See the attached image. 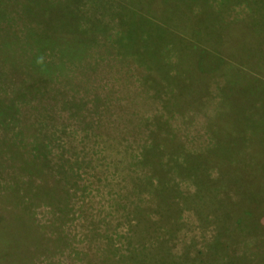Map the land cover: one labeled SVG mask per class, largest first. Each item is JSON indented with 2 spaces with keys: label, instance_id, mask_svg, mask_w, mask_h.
<instances>
[{
  "label": "rangeland",
  "instance_id": "1",
  "mask_svg": "<svg viewBox=\"0 0 264 264\" xmlns=\"http://www.w3.org/2000/svg\"><path fill=\"white\" fill-rule=\"evenodd\" d=\"M0 264H264V0H0Z\"/></svg>",
  "mask_w": 264,
  "mask_h": 264
},
{
  "label": "clouds",
  "instance_id": "2",
  "mask_svg": "<svg viewBox=\"0 0 264 264\" xmlns=\"http://www.w3.org/2000/svg\"><path fill=\"white\" fill-rule=\"evenodd\" d=\"M42 62H43V57L38 58L37 63H42Z\"/></svg>",
  "mask_w": 264,
  "mask_h": 264
},
{
  "label": "trees",
  "instance_id": "3",
  "mask_svg": "<svg viewBox=\"0 0 264 264\" xmlns=\"http://www.w3.org/2000/svg\"><path fill=\"white\" fill-rule=\"evenodd\" d=\"M6 108H7V111H8V109H9V106H6ZM9 113V112H8ZM7 118H8V115H7Z\"/></svg>",
  "mask_w": 264,
  "mask_h": 264
}]
</instances>
